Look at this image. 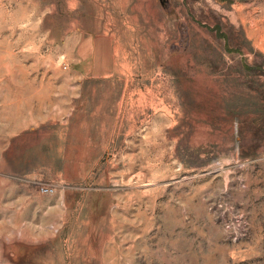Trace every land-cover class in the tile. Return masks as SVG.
<instances>
[{"label":"rangeland","instance_id":"rangeland-1","mask_svg":"<svg viewBox=\"0 0 264 264\" xmlns=\"http://www.w3.org/2000/svg\"><path fill=\"white\" fill-rule=\"evenodd\" d=\"M0 264H264V0H0Z\"/></svg>","mask_w":264,"mask_h":264},{"label":"bare ground","instance_id":"bare-ground-1","mask_svg":"<svg viewBox=\"0 0 264 264\" xmlns=\"http://www.w3.org/2000/svg\"><path fill=\"white\" fill-rule=\"evenodd\" d=\"M246 24V23H245ZM240 27V26H239ZM260 28V27H259ZM244 29H245V26H244ZM261 29V28H260ZM263 29V28H262ZM251 30V29H250ZM250 32V31H249ZM254 32V31H253ZM251 33V32H250ZM255 33V32H254ZM258 33V32H257ZM253 33H251L252 35ZM255 35L251 36V37H254ZM256 38V37H255ZM257 40V39H256ZM262 40V39H261ZM5 65V64H4ZM6 66V65H5ZM12 66V65H11ZM8 71V70H7ZM129 85V84H128ZM143 94V93H142ZM132 95V94H131ZM11 107V106H10Z\"/></svg>","mask_w":264,"mask_h":264},{"label":"built area","instance_id":"built-area-1","mask_svg":"<svg viewBox=\"0 0 264 264\" xmlns=\"http://www.w3.org/2000/svg\"><path fill=\"white\" fill-rule=\"evenodd\" d=\"M43 190H46L45 188H43Z\"/></svg>","mask_w":264,"mask_h":264}]
</instances>
